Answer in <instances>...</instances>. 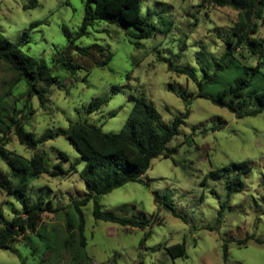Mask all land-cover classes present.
I'll use <instances>...</instances> for the list:
<instances>
[{
    "label": "rangeland",
    "instance_id": "rangeland-1",
    "mask_svg": "<svg viewBox=\"0 0 264 264\" xmlns=\"http://www.w3.org/2000/svg\"><path fill=\"white\" fill-rule=\"evenodd\" d=\"M85 10L86 0H37L36 4L32 0H0V32L17 41L29 31L21 46L23 51L45 61L64 79L61 85H52L45 109L36 96L32 98L31 106L36 113L25 125L37 136L48 131L59 133L44 147L66 168L75 163L76 169L67 177L41 173L28 183L31 200L44 198L54 206H66L87 190L80 176L85 157L62 134L71 122L87 119L105 132H119L131 112L133 94H144L170 121L186 109V103L169 86L199 88L186 74L170 68V63L192 69L198 79L205 75V69L212 73L226 50L224 38L238 13L231 7L203 4V0H143L142 14L155 24L152 35L139 38V29L122 21L96 20L85 35L76 39L78 45H92L89 54L70 52L73 61L81 65L72 73L56 65V57L69 43L63 28L77 36ZM257 36L264 38V20ZM101 47L107 50L102 52ZM107 51H112L113 57L100 64ZM239 71L235 68V73H224L214 84H206L205 90L218 92ZM13 76L0 60V98L9 112L24 107L23 93L28 88L25 80L10 88ZM262 84L258 78L253 88L259 89ZM96 96L109 97V102L100 111L90 113L87 108ZM216 124L223 127L210 129ZM169 145L176 146L177 151L171 157L153 159L142 181L128 182L101 197L104 210L147 221L145 228L96 219L92 201L83 207L87 251L95 262L264 264V242L249 238L247 243H239L249 236L264 240V112L238 117L210 99L198 97L192 102L187 123ZM8 147L27 157L31 155L16 136ZM61 151L67 154V159L59 157ZM244 159L253 164L245 177V189L232 195L217 225L221 202L227 198L226 177L213 178L208 174L213 168ZM7 168L0 159V178L5 181L3 171ZM212 189L219 195L212 193ZM9 201L17 208L22 206L15 195L8 196L0 186V206L7 220L12 217ZM174 210L186 220L176 216ZM67 211L46 212L40 224H46L47 231L64 236L66 217L75 220L78 216L71 208ZM208 224L216 226L203 227ZM34 239L38 243L36 252L20 240L15 244L17 252L0 250V264H47L49 254L43 252L46 240L39 236ZM184 240L187 254L172 258L165 247ZM225 242L229 246L227 257ZM66 260L64 255L61 264H67Z\"/></svg>",
    "mask_w": 264,
    "mask_h": 264
},
{
    "label": "trees",
    "instance_id": "trees-1",
    "mask_svg": "<svg viewBox=\"0 0 264 264\" xmlns=\"http://www.w3.org/2000/svg\"><path fill=\"white\" fill-rule=\"evenodd\" d=\"M142 1L86 0L85 16L78 35L73 36L67 27L63 28L69 38V43L56 57V65L72 73L81 67L73 61L70 52L77 50L82 55L89 54L92 45H78L76 39L85 35L89 26L96 20L109 23L122 21L139 29V38L150 37L155 24L142 14ZM206 2L215 7H231L238 12L230 33L224 38L226 50L219 62L216 61L215 70L210 73L205 69V75L198 79L192 69L180 63H170V68L175 72L186 74L188 79L199 84L198 90H189L187 87L178 88L172 84L169 86V89L183 98L186 103V109L170 121L163 118L162 113L148 101L144 94H133L131 112L119 132H105L101 126L87 119L71 122L69 129L62 134L85 157V165L80 171V176L87 190L81 197L73 198L66 206H54L51 200L46 202L44 198L31 200L27 193L29 181L41 173L67 177L72 170L76 169V166L72 163L70 168H66L61 161H55V157L51 156L44 147L59 133L48 131L37 136L25 128L29 118L36 113V109L31 106L32 98L36 96L41 107L45 109L52 85H61L64 79L55 74L53 68L45 61L23 51L21 46L23 41H26L29 31H25L23 37L17 41H11L0 32V60L14 74L10 88L23 80L28 86L27 91L23 93L26 95V102L20 111L9 112L0 98V159L8 167L6 171H3L7 180L0 178V186L8 196L15 195L22 204L21 208H17L9 201V210L12 214L9 220L6 219L4 209L0 206V250L17 252L15 244L24 240L23 242L31 245L36 252L38 243L34 238L39 236L46 240L43 252L49 254L47 264H61L64 255H67V264H117L116 261L96 263L88 253V236L83 207L92 201L93 214L96 219L126 227L145 228L148 225L147 221L104 210L101 197L128 182L142 181L153 159L171 157L177 151L176 146L171 147L169 144L179 133L181 126L187 123L194 99L208 98L214 104L228 109L238 117L255 116L264 112V71L262 69L264 38L257 36L264 20V0H203V4ZM36 3L37 0H32V4ZM34 25L35 23H32L31 27ZM105 49L101 47V51ZM112 57L113 52L107 51L100 64L108 63ZM235 68H239L240 71L226 82L224 88L214 93L205 90L206 84H214L224 73H235ZM245 71L246 75H244ZM258 78L263 81L262 86L259 89L253 88ZM108 102L109 97L96 96L92 99L87 111L90 113L100 111ZM222 127L223 124H216L210 129L216 130ZM13 136H16L20 143L31 151L29 157L8 147ZM59 155L61 158H68L63 151ZM252 169V161L244 159L230 161L209 172L208 175L213 178L226 177L227 198L221 202L215 222L217 225L222 221L232 195L245 189V177ZM212 193L219 195L215 189H212ZM68 208L75 210L78 216L75 220L66 217L64 236L57 232L47 231L46 224H40L44 213L68 212ZM174 214L186 220L175 210ZM215 226L208 224L203 227L213 229ZM249 238L264 242L260 238L249 236L240 240L239 243L245 244ZM165 248L172 258L187 254L186 240L167 245ZM223 248L224 256L227 257L229 253L227 242L223 244Z\"/></svg>",
    "mask_w": 264,
    "mask_h": 264
}]
</instances>
